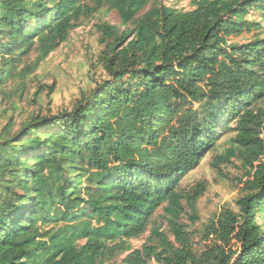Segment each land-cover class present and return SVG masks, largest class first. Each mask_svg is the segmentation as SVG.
Listing matches in <instances>:
<instances>
[{"label": "trees", "instance_id": "obj_1", "mask_svg": "<svg viewBox=\"0 0 264 264\" xmlns=\"http://www.w3.org/2000/svg\"><path fill=\"white\" fill-rule=\"evenodd\" d=\"M107 1L126 28L103 26L109 81L83 93L71 112L44 119L38 127L50 132H32L29 149L0 138V264H107L130 250L127 241L142 236L160 208L174 225L184 201L196 212L205 185L185 192L181 182L222 135L236 132L231 143L245 158L261 151L250 153L248 136L264 116L252 108L264 100V39L229 41L260 29L249 18H264V0H197L188 12L165 0ZM80 12L78 0H0V89L12 62L6 56L37 44L54 51ZM248 175L255 181L239 219L225 212L209 226L210 235L240 244L237 257L222 252V262L264 264V162ZM177 227L181 250L161 239L122 263L208 264Z\"/></svg>", "mask_w": 264, "mask_h": 264}, {"label": "rangeland", "instance_id": "obj_2", "mask_svg": "<svg viewBox=\"0 0 264 264\" xmlns=\"http://www.w3.org/2000/svg\"><path fill=\"white\" fill-rule=\"evenodd\" d=\"M196 2L197 0H165L161 4L188 12L196 8ZM78 6L81 12L76 21L77 27L70 33L67 42L49 53L37 44L25 55L19 56L20 52H17L15 56H6L12 62L6 68L9 71L7 81L0 89V138L29 149L25 139L31 138L32 132L36 133V137L50 132L44 126L38 127L44 119L71 112L83 93L89 95L102 83L109 81L100 62L104 51L101 40L106 33L103 26L106 24L117 27L120 33L126 28L107 0H78ZM249 19L259 22L260 29L231 38L229 45L243 46L256 38L264 39V18L257 15ZM1 39L2 43L7 42L6 38ZM0 68H3L1 60ZM189 106L197 108L198 104ZM252 108H261L264 112V100ZM254 113H258L257 110ZM263 125L264 116L249 125L248 138L252 147L250 153L261 150L259 154L245 158V148L231 143L236 132L225 133L216 142L215 150L183 178L180 188L185 192L191 191L199 183L205 185V192L197 202L196 212L184 201L183 210L174 225L173 217L165 214L163 207L160 208L147 231L139 238L127 241L130 250L122 252L107 264H123V259L133 251L157 245L161 239L175 251L181 250L182 245L175 235L177 225L183 231V242L197 257L203 255L208 264H230L229 259L222 262L225 260L222 252L234 259L240 252V244L231 235L224 239L210 235L209 226L216 224L225 212L232 213L239 219V202L255 181L254 177H249L248 172L254 173L258 165L264 162L261 148L264 140ZM236 126L237 123L231 124V128ZM24 128L29 130V135L22 136ZM232 145L236 146L234 155L224 160L219 159L220 156L227 155V150ZM215 164L217 168L214 167ZM194 215L197 216L196 220L192 219ZM258 222L264 228V218H259ZM155 230L163 236L158 238ZM149 264L158 263L153 261Z\"/></svg>", "mask_w": 264, "mask_h": 264}]
</instances>
